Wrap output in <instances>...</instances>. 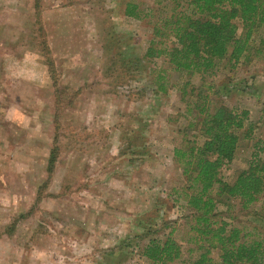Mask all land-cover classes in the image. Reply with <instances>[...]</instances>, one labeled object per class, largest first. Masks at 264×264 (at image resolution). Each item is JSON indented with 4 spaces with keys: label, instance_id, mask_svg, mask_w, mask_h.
I'll return each mask as SVG.
<instances>
[{
    "label": "rangeland",
    "instance_id": "1",
    "mask_svg": "<svg viewBox=\"0 0 264 264\" xmlns=\"http://www.w3.org/2000/svg\"><path fill=\"white\" fill-rule=\"evenodd\" d=\"M128 1L145 11L154 0H0V264H148L136 221L148 226V215L176 222L186 259V210L169 194L183 178L171 151L200 138L193 128L183 134L191 119L183 75L167 70L165 93L153 94L156 72L166 70L160 58L129 74L119 67L150 38L149 18L123 16ZM250 53L207 80L213 101L248 111L253 125V139L220 171L225 182L264 134V28ZM190 83L200 84L197 74ZM262 203L264 192L253 211ZM230 214L255 225L236 207ZM151 226L156 238L168 231Z\"/></svg>",
    "mask_w": 264,
    "mask_h": 264
},
{
    "label": "trees",
    "instance_id": "2",
    "mask_svg": "<svg viewBox=\"0 0 264 264\" xmlns=\"http://www.w3.org/2000/svg\"><path fill=\"white\" fill-rule=\"evenodd\" d=\"M263 2L154 0L145 11L131 1L123 5L124 17L151 20L147 22L150 38L139 57L122 60L119 67L129 74L160 58L166 70L156 72L153 94L165 93L167 70L177 77L183 75L185 80L179 89L180 97L182 100L188 98L184 101L185 112L191 114L183 134L186 136L193 128L200 138L196 144L194 140L186 139L182 146L171 151L172 161L183 178L180 190L173 188L169 194L179 195L186 210L181 216L187 227V238L183 240L186 246L190 245L186 249V259L181 258V246L173 238L176 222L148 215V226L142 224L143 219L136 220L137 225L142 226L140 237L146 239L139 254L148 264L175 261L185 264H264V203L253 211V205L264 192V134L253 141L246 168L231 182L223 181L221 169L233 161L240 141L253 139V125L249 122L248 111L213 101L216 91L212 83L207 82L216 74L219 65L233 67L239 61L249 62V56H255L250 49L257 31L264 28ZM236 23L240 26L238 34ZM259 42L262 44L263 40ZM195 74L200 83L197 86L190 83ZM134 93L137 100L145 94L140 90ZM54 161L55 149H52L47 160L48 169ZM219 206L224 211L218 210ZM235 207L244 217H252L255 225L250 221H237L236 215L230 214ZM148 221L154 230L158 227L168 231L162 238H156ZM212 252L217 254L215 259L210 257ZM192 253H195L194 257Z\"/></svg>",
    "mask_w": 264,
    "mask_h": 264
}]
</instances>
